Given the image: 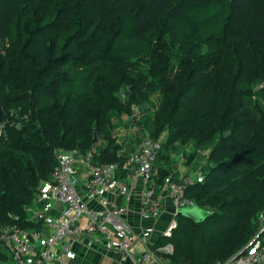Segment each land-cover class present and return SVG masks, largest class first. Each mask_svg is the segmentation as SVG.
<instances>
[{"label":"trees","instance_id":"1","mask_svg":"<svg viewBox=\"0 0 264 264\" xmlns=\"http://www.w3.org/2000/svg\"><path fill=\"white\" fill-rule=\"evenodd\" d=\"M217 23L201 53L193 39ZM247 55L264 79V0H0V228L34 226L27 208L56 151L93 152V163L124 173L116 121L159 87L156 117L138 125L152 140L166 134L162 152L208 151L203 179L184 191L208 217L177 216L165 259L215 264L245 253L264 214V113L250 108L241 79ZM27 103V121H12L9 106ZM156 172L159 188L168 173ZM0 264H14L1 243Z\"/></svg>","mask_w":264,"mask_h":264},{"label":"built area","instance_id":"2","mask_svg":"<svg viewBox=\"0 0 264 264\" xmlns=\"http://www.w3.org/2000/svg\"><path fill=\"white\" fill-rule=\"evenodd\" d=\"M137 147L138 154L129 173V180L147 184L153 176V167L161 150V141L143 138ZM55 159L56 170L50 180L48 195L63 205V211L57 219L47 224L49 230L47 236H43L37 229L24 230L15 224L0 228V243L14 264H55L52 249L59 247L62 251H67L64 240L80 232L85 234L97 232L102 235L107 248L117 251L121 261L131 260L134 264H164L151 249L140 252L135 248L130 241L132 231L122 220L124 212L122 207L107 210V201L100 199L104 211L99 214L87 205L77 190L76 162L87 168L89 174L87 187L94 197H100L102 190L108 186L117 171V165L93 163L92 152L80 156L76 151L64 153L59 150L55 152ZM190 184L187 176L181 178L179 184L173 183L167 177L159 187L158 194H155L154 189L146 192L147 200L141 207L140 215L158 217L161 212V194L165 192L176 209L193 206L192 201L184 196V191ZM116 188L121 197L128 198L129 189L126 183L118 180ZM82 218H85L86 222L79 224ZM14 219L17 220V217ZM215 264H264V214L259 232L251 241L248 250Z\"/></svg>","mask_w":264,"mask_h":264},{"label":"crops","instance_id":"3","mask_svg":"<svg viewBox=\"0 0 264 264\" xmlns=\"http://www.w3.org/2000/svg\"><path fill=\"white\" fill-rule=\"evenodd\" d=\"M145 133L146 131L137 129L127 122L125 126L120 125L117 128L114 134L115 143L119 145V155L124 158L125 167L123 169L125 172L122 173L117 170L108 186L102 190L100 197L92 196L88 190L89 174L87 168L80 163L75 166L77 190L83 200L99 214L104 211L100 199L107 201V208L105 207L107 210L122 207L124 210L122 220L132 231L130 241L140 252L152 248V244L160 236L166 234L170 223L177 218V209L166 192L161 194V212L158 217L140 215L141 207L147 200L146 192L149 189H154L155 194L159 193L154 178L158 167L167 171L168 177L173 183L179 184L184 176H187L191 183H196L203 179L201 165L204 158L203 152L192 155L193 148L190 146L173 145L169 153L162 152L163 158L155 163L152 179L147 184L142 181L131 182L129 180L130 169L137 157L138 142ZM98 144L101 147L105 145L101 141ZM191 155L192 157H190ZM118 180L128 185L129 195L127 199L119 195L116 188V181ZM49 186L50 181L41 183L34 200L27 208V218L34 225L29 230L37 229L43 236L48 235L47 224L57 219L63 211V205L48 195ZM84 222H86L85 218L79 220V224ZM64 245H66L67 251H62L59 247H55L51 251L55 264H134L131 260L121 261L120 254L108 249L104 237L97 232L91 234L77 233L65 239Z\"/></svg>","mask_w":264,"mask_h":264},{"label":"rangeland","instance_id":"4","mask_svg":"<svg viewBox=\"0 0 264 264\" xmlns=\"http://www.w3.org/2000/svg\"><path fill=\"white\" fill-rule=\"evenodd\" d=\"M220 31H221V25H219L218 23L212 27H210L206 32H204V35H200L196 38L193 39L194 43H196V47L197 49L201 52L204 53L207 48L208 45L211 44L210 41H208V37L209 36H215L218 37L220 35ZM141 44L140 42H136V44H131V42H129L128 44H126V48L129 52H132L133 50L135 51V53H139L141 52L142 55H145V51L142 52L143 50H141L142 48H138L137 45ZM176 45L174 44L173 47H175ZM136 48V49H135ZM218 49L220 50L221 47L218 46ZM245 72L242 76V80L249 85L250 87H252L251 89L253 90V98L251 100V106L250 108L254 111H256L255 115L258 112H263L264 113V79L262 77H260L259 75V71H258V63L255 57L253 56H246V60H245ZM77 75V74H74ZM80 74H78L79 76ZM6 93V90L1 92V94ZM122 99H124L123 95H121ZM44 97H42L41 100V105L45 106V101H44ZM49 100H51L52 98H47ZM161 100H162V92L160 90L159 87H154V90L151 92L149 99L146 103H144L141 106H135L131 109V112L128 116H123L120 120L116 121L117 124H115L116 126V130L117 128L121 125L125 126V123H130L133 126H135L137 129H141L143 131H145V127L144 125H138V123H141V121H153L154 118L156 117L157 112L160 109V105H161ZM42 106V107H43ZM27 111V114L31 112L32 108L30 107V104H22L18 107L16 106H9V109L6 111L7 114L11 117H13L12 121H27L28 119V115L25 114L23 111ZM259 118V116L257 115V119ZM132 122V123H131ZM19 125L18 123L16 124V126ZM144 127V128H143ZM115 130V131H116ZM3 131V125H0V133H2ZM114 131V134H115ZM125 131V130H124ZM144 135L148 136V133L146 132ZM149 137V136H148ZM150 138V137H149ZM166 140V134H163L161 136V143L163 145V143ZM164 153L166 152H170L171 150L169 148H166L163 150ZM201 153H204V158L202 161V165H201V171L204 167L207 166V155H208V151L204 150V151H200ZM161 157H163V155H161ZM137 158V157H136ZM156 163V162H155ZM77 164V162H76ZM75 164V166H76ZM135 164V163H134ZM133 164V165H134ZM132 165V166H133ZM155 192V191H154ZM260 224H261V219H262V214H259L258 216ZM177 226V219L174 222H171L166 234L163 236H160L157 241H155L152 245L153 247L150 248L154 253H156L157 257L164 263V264H170L171 262H169V260L166 258V255H172L173 254V245L172 243L168 242L166 240L167 237H170L173 230L176 228ZM168 244V245H167ZM156 248V249H155Z\"/></svg>","mask_w":264,"mask_h":264},{"label":"water","instance_id":"5","mask_svg":"<svg viewBox=\"0 0 264 264\" xmlns=\"http://www.w3.org/2000/svg\"><path fill=\"white\" fill-rule=\"evenodd\" d=\"M226 135H228V133H226ZM177 216L186 218L193 223L199 224L207 219L208 213L196 205H193L177 209Z\"/></svg>","mask_w":264,"mask_h":264},{"label":"bare ground","instance_id":"6","mask_svg":"<svg viewBox=\"0 0 264 264\" xmlns=\"http://www.w3.org/2000/svg\"><path fill=\"white\" fill-rule=\"evenodd\" d=\"M118 122H119V121H118ZM127 122H128V121H127ZM131 123H132V122H131ZM14 124H15V123H14ZM133 127H134V126H133ZM4 132H5V131H4ZM115 132H116V131H115ZM148 136H149V135H148ZM148 136H146V135H145V136H142V137L140 138V140L143 139V138H148V139L151 140V141H155V140L150 139ZM140 140H139V141H140ZM159 141H161V139H159ZM137 146H138V145H137ZM161 149H162V143H161ZM62 151H63V150H62ZM74 151H75V150H74ZM160 151H161V150H160ZM161 152H162V151H161ZM64 153H71V152H64ZM88 153H89V152H88ZM92 154H93V152H92ZM137 154H138V147H137ZM82 156H85V155H82ZM92 162H93V160H92ZM135 162H136V160H135ZM77 163H80V162H77ZM56 164H57V163H56ZM80 164H81V163H80ZM96 164H97V163H96ZM81 165H83V164H81ZM134 165H135V164H134ZM134 165H133V166H134ZM154 165H155V164H154ZM133 166H132V167H133ZM132 167H131V169H132ZM131 169H130V171H131ZM55 170H56V169H55ZM117 170H118V168H117ZM99 199H100V198H99ZM171 215H172V214H171ZM167 245H168V244H167ZM155 249H156V248H155Z\"/></svg>","mask_w":264,"mask_h":264},{"label":"snow or ice","instance_id":"7","mask_svg":"<svg viewBox=\"0 0 264 264\" xmlns=\"http://www.w3.org/2000/svg\"><path fill=\"white\" fill-rule=\"evenodd\" d=\"M253 252H255V249H253Z\"/></svg>","mask_w":264,"mask_h":264}]
</instances>
